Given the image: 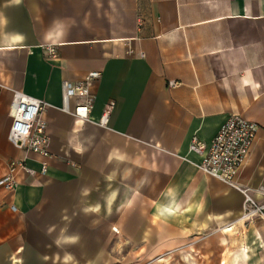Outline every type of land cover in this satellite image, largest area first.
<instances>
[{"label":"crops","instance_id":"obj_1","mask_svg":"<svg viewBox=\"0 0 264 264\" xmlns=\"http://www.w3.org/2000/svg\"><path fill=\"white\" fill-rule=\"evenodd\" d=\"M91 71L82 119L64 86ZM14 90L45 102L49 157L9 140ZM234 115L260 128L230 184L190 143ZM16 159L35 171L0 186V264H111L113 226L127 257L132 243L142 259L264 264V218L245 200H264V0H0V178Z\"/></svg>","mask_w":264,"mask_h":264},{"label":"built area","instance_id":"obj_2","mask_svg":"<svg viewBox=\"0 0 264 264\" xmlns=\"http://www.w3.org/2000/svg\"><path fill=\"white\" fill-rule=\"evenodd\" d=\"M46 55L49 59L56 58L58 56L56 47L47 46ZM100 75L99 71H91L79 82L66 81L63 109L70 111L78 118L89 119L96 98L92 86ZM169 85L175 87L180 83L173 80L169 82ZM71 98L78 99L72 110L69 104ZM115 104V100H110L106 104L98 121L99 125L108 126ZM44 108L45 102L42 99L22 90H14L10 108L12 123L8 138L25 153H34L47 158L51 155V139L47 121L42 117ZM259 128L258 123L243 116L234 115L224 122L210 143L194 136L190 143V149L203 156L199 166L200 170L206 175L234 184L240 166L251 153ZM20 167L31 174L35 171L29 168L24 160H13L9 166V173L0 178V186L13 189L17 184L15 172ZM46 170L47 163L43 161L40 171L46 172ZM245 200L250 204V208L246 212L247 215L260 214L264 218V200L257 202L249 195H246ZM12 208L15 209L14 206Z\"/></svg>","mask_w":264,"mask_h":264},{"label":"rangeland","instance_id":"obj_3","mask_svg":"<svg viewBox=\"0 0 264 264\" xmlns=\"http://www.w3.org/2000/svg\"><path fill=\"white\" fill-rule=\"evenodd\" d=\"M250 205V204H249ZM115 228H117L115 230ZM105 227L101 226L97 228V233L98 235H101L104 237L105 233ZM107 247L109 252L112 254V258L109 259V261H112L111 264H189L185 259H184V254L185 251L184 249H178L177 252H173L170 255L164 256L163 260L159 259H142V258H137L134 255H131L130 253L133 249V251L136 250V248H133L132 243H128L127 248L129 250V257L126 256V249L123 247V245L120 242V235H119V228L116 226L112 227V237L108 238L107 240ZM126 247V244H125ZM108 252V254H109ZM166 257V258H165ZM196 261V260H194Z\"/></svg>","mask_w":264,"mask_h":264}]
</instances>
